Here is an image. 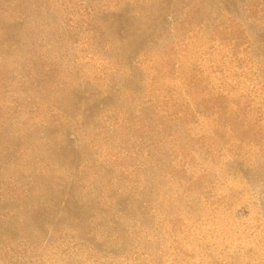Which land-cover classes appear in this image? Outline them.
<instances>
[{
	"label": "rangeland",
	"instance_id": "obj_1",
	"mask_svg": "<svg viewBox=\"0 0 264 264\" xmlns=\"http://www.w3.org/2000/svg\"><path fill=\"white\" fill-rule=\"evenodd\" d=\"M0 264H264V0H0Z\"/></svg>",
	"mask_w": 264,
	"mask_h": 264
}]
</instances>
